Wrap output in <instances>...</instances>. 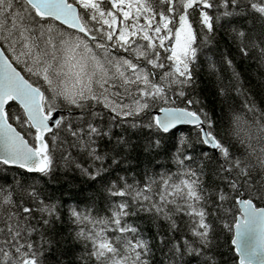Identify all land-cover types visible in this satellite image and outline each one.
<instances>
[{
	"label": "snow or ice",
	"instance_id": "6c2138e0",
	"mask_svg": "<svg viewBox=\"0 0 264 264\" xmlns=\"http://www.w3.org/2000/svg\"><path fill=\"white\" fill-rule=\"evenodd\" d=\"M0 264H264V0H0Z\"/></svg>",
	"mask_w": 264,
	"mask_h": 264
},
{
	"label": "trees",
	"instance_id": "16d2710c",
	"mask_svg": "<svg viewBox=\"0 0 264 264\" xmlns=\"http://www.w3.org/2000/svg\"><path fill=\"white\" fill-rule=\"evenodd\" d=\"M202 83H201V88L206 89L208 86L204 83V78L202 77ZM55 187V186H53ZM73 191L76 193L78 196H86L89 192L88 187L84 183H78V186L73 189ZM69 245V249H70Z\"/></svg>",
	"mask_w": 264,
	"mask_h": 264
}]
</instances>
